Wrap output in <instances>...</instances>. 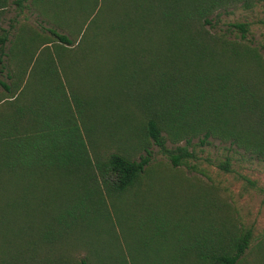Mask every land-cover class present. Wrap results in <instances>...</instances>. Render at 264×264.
I'll list each match as a JSON object with an SVG mask.
<instances>
[{
  "label": "trees",
  "instance_id": "16d2710c",
  "mask_svg": "<svg viewBox=\"0 0 264 264\" xmlns=\"http://www.w3.org/2000/svg\"><path fill=\"white\" fill-rule=\"evenodd\" d=\"M33 3L0 0V190L12 193L0 220L10 210L32 218L29 206L41 212L50 198L57 208L49 222L31 227L27 262L34 254L56 256L64 237L66 264H264V235L254 238L212 182L222 201L219 227L188 222L166 223L161 234L149 229L152 238L175 237V249L160 245L148 253L134 241L126 252L116 204L128 191L136 199L152 145L175 168L192 156L190 146L214 140L264 160V57L247 38L248 21L221 25L223 15L257 6L264 23V0H93L72 37L66 27L27 24L36 47L48 52L47 64L44 54L28 70L24 48H13L19 20L3 23L10 4L23 12ZM99 114L114 124L136 122L138 151L145 154L136 158L127 142L118 146L117 130L93 134L89 125L97 127ZM103 140L108 149H97ZM229 164L226 157L219 167L230 171ZM66 177L72 187L58 193L56 182ZM91 225L103 236L95 245L106 252L104 262L85 240L72 239Z\"/></svg>",
  "mask_w": 264,
  "mask_h": 264
},
{
  "label": "rangeland",
  "instance_id": "374dc122",
  "mask_svg": "<svg viewBox=\"0 0 264 264\" xmlns=\"http://www.w3.org/2000/svg\"><path fill=\"white\" fill-rule=\"evenodd\" d=\"M32 2L34 3L28 9L21 12V16L16 14L17 9L10 4L7 9L8 18L6 17L3 24L8 27L10 17L19 20L18 27L21 26L22 31L16 34L13 48H24L23 62H27L28 70L39 56L41 61L45 59L47 64L48 52L47 49H43V46L36 47L39 44L35 43L36 38L28 31L27 24L41 26V28L57 25L62 30L69 29L70 32L66 30V33L72 37L83 18L90 14L93 6V0H32ZM23 14L25 17H22ZM262 16L263 13L259 6L253 10L238 9L231 14L223 15L221 25L223 22L248 21L250 26L247 38L250 43L260 49L264 57V23L259 21ZM44 54L46 58L43 59ZM109 66L112 72L113 63ZM109 108L112 115V105ZM108 118L106 115L99 114L97 127L96 122L93 126L89 125L93 127V134L98 135L102 130L107 131V129L117 130L115 143L118 146L123 147L127 142V148L133 155L137 151L136 158L145 154V151H138L141 141L135 138V133L139 130L136 122L114 124L112 117ZM195 142L197 143V140L193 141ZM96 146L99 150L108 149V143L104 140ZM168 146L171 144L168 143ZM192 147L194 148L193 154L186 158V164L175 168L170 167L167 156L160 152L156 145H152L150 161L142 174L143 183L136 191V199H133L128 191L116 200L118 217L126 234L121 240V245L126 252L132 249L134 241H137L138 246L144 250L149 249L148 253L155 252L160 245L162 248L175 249L177 245L175 237L152 238L148 234L152 227L156 228V233H163L166 223L185 226L191 222L199 228L216 223L219 227L223 210L222 201L220 202V198L216 196L218 194L227 201L232 215L243 225L253 229L254 238L264 235V160L242 155L235 152L228 144L217 140L211 144L198 142L196 146L192 145L189 149ZM226 157L230 159V171H223L219 167V163ZM73 182L74 180L69 177L59 178L56 182L58 193L69 192ZM209 182L217 186L218 194L215 195ZM52 191L50 189L49 194H52ZM11 194L10 190H0V206L7 202ZM55 203V199L50 198L46 206L40 209L41 212L37 206L30 205L32 218L21 217L17 210L5 213L8 215L0 220V264H4V261L11 263L16 258L24 260L25 264H66L64 237L58 239L56 256L52 254L50 259H42V256L37 258L38 255L34 254L28 256L32 258L28 263L26 255L29 252L23 250L27 247L31 227L49 222V215L55 213L57 209H55ZM108 207L116 222L110 202ZM143 227L144 230L141 231ZM134 231L137 233L136 239ZM79 233H75L72 239L85 240L88 246H91L93 254L104 262L106 252L95 245L97 238H103V236L98 235L92 225L83 230V233ZM140 237H145L147 240L144 243L139 242ZM40 253L43 255L42 250Z\"/></svg>",
  "mask_w": 264,
  "mask_h": 264
},
{
  "label": "crops",
  "instance_id": "0c3cea01",
  "mask_svg": "<svg viewBox=\"0 0 264 264\" xmlns=\"http://www.w3.org/2000/svg\"><path fill=\"white\" fill-rule=\"evenodd\" d=\"M7 12H6V14L4 15V18L6 19V17H7ZM16 14L18 15V16H21V12H19V11H17L16 12ZM22 17H25V14H23V16ZM8 18V17H7ZM19 18V17H18ZM10 19H13V18H11L10 17ZM4 24V23H3ZM35 26V25H34ZM8 47H9V44L8 43H6V45H5V50L7 51L8 50ZM8 54V53H7ZM8 59H9V55H6L5 56V63L7 64V67H6V70H5V73L3 74V77L4 78H2V79H5L6 81L8 80L7 78H5V76H7V74L9 73V71H8V69L10 68V66L8 65L9 63H8ZM3 91H5L2 87H0V93H3Z\"/></svg>",
  "mask_w": 264,
  "mask_h": 264
}]
</instances>
